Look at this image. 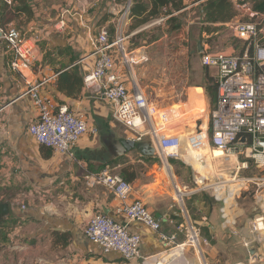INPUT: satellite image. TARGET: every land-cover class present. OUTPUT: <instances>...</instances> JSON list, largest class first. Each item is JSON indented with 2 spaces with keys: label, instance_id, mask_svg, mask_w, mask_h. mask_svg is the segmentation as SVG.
Listing matches in <instances>:
<instances>
[{
  "label": "crops",
  "instance_id": "crops-1",
  "mask_svg": "<svg viewBox=\"0 0 264 264\" xmlns=\"http://www.w3.org/2000/svg\"><path fill=\"white\" fill-rule=\"evenodd\" d=\"M203 1L185 0L186 6L174 14L191 18L197 13L196 7L201 4L199 18L203 20ZM27 2L30 13L22 11L8 23L19 28L33 46L27 75L12 68L11 61L15 54L8 48L4 37L0 38V202L8 205L7 215H3L5 218L0 222V264H128L156 258L164 248L159 233L140 222L128 225L130 231L138 232L143 237L141 257L132 261H126L116 252L103 253L101 246L90 241L85 234L88 222L98 213L108 214L123 222L127 220L124 215L117 213L121 202L111 190L102 184L91 186L87 181L88 172H96L105 167L121 174L123 167L131 165L127 173L133 177L130 180L133 191L127 201L143 199L149 209L161 219L162 231L165 233L176 232L180 215L174 208V199L168 185L157 184V172L145 175L140 172L136 160L132 159L133 151L126 153L119 163H109L118 157L117 150H113L108 141L109 139L111 142V134L116 139L128 138V135H122L115 129L116 120L110 104L101 98L98 85H87L84 77L94 67L96 60L91 38L102 28L112 27L114 20H117L114 24L116 30L123 32L128 47L129 39L134 34L151 33L157 23L153 21L130 33L129 25L132 20L125 18L122 12L125 4H118L115 0ZM9 4L19 6V2L14 0ZM118 13H121L119 18ZM145 47L149 46H140L131 51L145 53L142 51ZM202 47L203 51L199 52L200 60L203 53H215L205 43ZM117 59L118 71L127 81L129 89H133L135 82L146 94L137 73L139 66H133L129 70L120 62L119 57ZM205 68L207 75L203 76L199 71L200 75L198 73L199 77L197 76L204 80L202 83L187 82L184 86L187 101L159 109L160 113L166 115L165 121H174V109L182 111L181 105L186 106L184 113L191 114L187 120L204 117L208 105L206 84L208 78L215 81L217 74L215 67ZM63 72L68 73L62 77V85H59V76ZM186 77L188 80L190 76ZM75 78H82L83 84L80 86L75 83ZM28 80L40 82L41 94L51 98L56 105L65 104L70 110L85 116L90 131L77 142L70 153H59L41 145L30 134L29 125L37 119L38 111L33 97L27 93ZM195 88L202 89L205 101L204 104H199V112L193 115L192 110H196V107L191 106L190 95ZM165 91L161 93L164 95ZM166 93L174 96L178 92L171 89ZM208 127L205 119L198 125L199 129ZM93 129L97 133L92 132ZM193 129L196 127L191 128ZM140 156L142 157L141 153ZM141 161L142 158L137 160ZM201 167L205 168L201 165L199 169ZM177 196L183 203V195ZM23 205L25 209L22 208ZM222 217L224 221L236 222L235 217L231 216L229 219L228 212H223ZM54 231L67 233L68 242H63L68 237L67 234L55 237L52 235ZM218 233L216 227L215 236ZM182 248L179 246L171 254L163 256L160 264L171 261L173 257H180ZM215 256L213 252L210 253V258Z\"/></svg>",
  "mask_w": 264,
  "mask_h": 264
},
{
  "label": "built area",
  "instance_id": "built-area-1",
  "mask_svg": "<svg viewBox=\"0 0 264 264\" xmlns=\"http://www.w3.org/2000/svg\"><path fill=\"white\" fill-rule=\"evenodd\" d=\"M6 1L11 3V0ZM249 4L245 2L237 5L244 8ZM130 7L131 0L124 5L125 17H128ZM170 16L163 15L155 23H161ZM2 30L8 48L15 54L11 61L12 68L26 74L30 71L33 46L14 24L10 23ZM235 30L236 35L246 42L242 54L220 51L202 54L203 66L217 69V97L207 129L173 134L159 128L147 95L135 82L130 90L127 81L118 71L117 57L129 70L148 59L145 55H138L128 49L121 30H116L111 39L108 29L102 28L91 38L96 60L94 67L84 77L87 85H98L101 98L110 104L113 118L126 129L128 139L151 142L164 164L171 166L169 159L182 158L181 153L187 142H192L189 148L195 153L197 149H205L212 161L224 163L235 157L231 178L226 179L233 182L234 194L239 192L245 180L240 178L241 173L253 169L264 171V27L260 28L258 23L252 21H237ZM28 81L27 93L33 97L38 111L37 119L29 125L30 134L41 145L59 153H70L77 142L90 131L85 116L70 110L65 104L56 105L51 98L41 94L40 82ZM92 132L97 133V130L93 129ZM243 137L246 138L245 142L242 141ZM86 178L91 186L102 184L111 190L121 202L117 213L127 219L126 222L119 221L104 213H98L90 219L85 234L90 241L101 246L103 253H119L126 261L141 257L143 237L140 233L129 230L131 222H140L159 233L165 248L173 244L180 246L177 243V231L173 234L162 231L161 219L149 209L143 199L127 201L133 185L120 174L105 167L96 172H88ZM199 182L202 190L222 186L221 182L205 184L203 179H196V184ZM22 208L26 207L23 205ZM182 227L183 224L177 229L183 231ZM200 232L190 221L187 243L198 252L203 249V244L207 246L210 243ZM250 232L253 239L244 242L249 251V260L237 264H264V212L252 220Z\"/></svg>",
  "mask_w": 264,
  "mask_h": 264
},
{
  "label": "rangeland",
  "instance_id": "rangeland-1",
  "mask_svg": "<svg viewBox=\"0 0 264 264\" xmlns=\"http://www.w3.org/2000/svg\"><path fill=\"white\" fill-rule=\"evenodd\" d=\"M253 6L254 2L252 1L244 8L237 5L239 15L236 20L264 23V14L257 13ZM200 7L201 4L196 7L198 10L193 15L194 17L189 18L180 14L178 20L167 22L166 19L161 23H157L151 33H144L136 39H129V50H134L140 46H149L142 48L145 53L136 52L138 55H145L148 58L138 65L137 73L151 103V112L154 114V120L160 129L168 133L188 134L191 128L194 127L199 130L198 125L202 119H205L207 124L210 123L213 103L208 92L206 93L207 110L202 119L187 120L191 114L184 113L186 110L184 105H181L182 108L180 109L182 111L178 108L174 109V117L176 118L172 122L165 121L164 114L159 112V109H165L175 103L187 101V95L184 90L187 82L197 84L204 81L197 78L200 73L203 76L207 75V69L200 60L198 40H201V45L205 43L211 51L215 52L242 54L246 47L245 40L236 35L235 23L237 21L221 26L216 25L218 29L212 34L202 33L201 22L203 20L199 18V14L202 11ZM120 15L121 13H118L117 17L119 18ZM115 23H117V20H114L112 27L108 28L109 33L113 35L117 28L114 25ZM178 24H180L179 27L177 26ZM124 33L127 35L126 31ZM186 76H190L188 80ZM211 84H216V81L213 80ZM211 84L208 83L206 86L208 87ZM161 89L166 91L175 89L179 94L176 93L174 96H170L165 91L163 95L161 93L163 90ZM183 91L184 93H181ZM190 96L191 106L196 107V110H192V112L193 115H196L199 112L197 107L199 104H204L205 101L202 89H193ZM187 109L189 110V105H187ZM115 129L120 134L127 135L126 129L116 121ZM191 145L192 142L186 143L182 158L169 159L171 173L175 174L177 185L181 188L184 195L179 193L177 189L175 191L174 181L168 176L169 173L167 175L166 164H164L158 154L153 155L152 158L143 159L141 162H137L141 158L140 152L133 150L131 154L132 159L136 160V165L140 172H144V175L148 172H157L159 177L157 184L166 183L168 185L174 199V208L180 215L175 231H177L178 235L177 243L183 247L182 255L176 258L173 257L171 261L165 264H237L247 262L249 260V251L244 242L253 239L254 236L250 232L251 222L256 216L264 212V171L253 169L241 173L240 178L245 180H243L244 182L239 192L234 194L232 193L233 182L226 179L231 178V171L235 166V157L224 163L212 161L206 155L205 149H197L195 153L190 150L189 146ZM201 165L209 167L211 173L204 177H199V167ZM198 178L199 180L203 179L205 184L217 181L221 182L222 186L221 188L202 190L200 186L202 184L200 182L196 184V179ZM198 187H200V190H197ZM177 194L183 195V203L179 201L178 198L180 197ZM223 212L229 213V219L231 216V218L235 217L236 222L224 221ZM190 221L200 229L201 236L210 242L207 246L203 244V249L200 252L187 243V227ZM182 224L183 231H180L177 227ZM208 224L214 227L213 233H211ZM216 227L219 230L217 236H215ZM176 247L178 246L174 244L168 248L164 247L162 253L156 258L147 261H134L128 264H160L162 257L171 254ZM211 252L216 255L215 258H210Z\"/></svg>",
  "mask_w": 264,
  "mask_h": 264
},
{
  "label": "trees",
  "instance_id": "trees-1",
  "mask_svg": "<svg viewBox=\"0 0 264 264\" xmlns=\"http://www.w3.org/2000/svg\"><path fill=\"white\" fill-rule=\"evenodd\" d=\"M14 1L19 2L18 7L10 5L6 0H0V28L2 29H4L9 22L13 21L16 17H18V14L20 12L25 11L27 13H30V6L27 0ZM115 1L118 4H126L129 0ZM193 1L195 2L199 0ZM250 1L254 2L253 8L257 13L264 14V0H204L202 3L203 25L201 28V32L212 34L218 29V26L216 25L221 26L233 22L239 15L237 4H242L245 2L250 3ZM185 6V0H131V7L127 17L128 19L132 20L131 24L129 25V32L131 33L133 30L141 26L150 24L151 22L161 18L163 15H171L167 19V22L178 20L180 14L175 15L174 13L181 11ZM177 26L179 27L180 24H178ZM259 27H264V23H260ZM143 34L144 32H138L132 36V39H136L137 37H140ZM110 36L111 39L114 37L113 34H110ZM66 73L68 72H63L59 76V85H62V77ZM211 82H213V78H208V83L211 84ZM75 83H78L81 86L83 84V79L75 78ZM207 92L214 107L217 97V84L209 85L207 87ZM124 155L112 159V161H110L109 163H119L123 160ZM141 158L149 159L152 158V156L142 155ZM130 166L131 165L123 167L120 174L129 182L133 179V177L127 173L128 168H130ZM4 218L5 217L2 214V210L0 209V222H2ZM60 234L64 235L67 233H60L58 231L52 232V235L55 237L56 235L59 236ZM67 236L68 237L63 240V242L65 243L68 242L69 235L67 234Z\"/></svg>",
  "mask_w": 264,
  "mask_h": 264
},
{
  "label": "water",
  "instance_id": "water-1",
  "mask_svg": "<svg viewBox=\"0 0 264 264\" xmlns=\"http://www.w3.org/2000/svg\"><path fill=\"white\" fill-rule=\"evenodd\" d=\"M4 36L2 28H0V38ZM198 50L199 52L203 51V47L201 45V40H198ZM112 144L117 149V156L124 155L130 151L137 150L142 155L146 156H153L156 154V148L155 146L149 142V141H141V142H135L134 140L128 139V138H120L116 139L115 135L112 133L110 136ZM242 141L245 142L246 138H242ZM0 209L2 210L3 215H7L8 212V205L7 204H0ZM211 233L214 232V227L210 224H208ZM253 253V251H251Z\"/></svg>",
  "mask_w": 264,
  "mask_h": 264
},
{
  "label": "bare ground",
  "instance_id": "bare-ground-1",
  "mask_svg": "<svg viewBox=\"0 0 264 264\" xmlns=\"http://www.w3.org/2000/svg\"><path fill=\"white\" fill-rule=\"evenodd\" d=\"M181 155H182V153H181ZM185 156H186V154H185ZM192 161V160H191ZM233 162V161H232ZM166 172L167 173H169V176L171 177V179L174 181V185L176 186V189H177V191L179 192V193H181V194H184L183 192H182V190H181V188H179L178 187V185H177V180H176V177L174 176V174L173 173H171V169H170V167L168 166V164H166ZM199 174H198V176L199 177H204V176H206V175H208V174H210L211 173V169L209 168V167H207V166H205V168L204 167H201L200 169H199ZM179 247V246H178ZM177 248V247H176Z\"/></svg>",
  "mask_w": 264,
  "mask_h": 264
},
{
  "label": "flooded vegetation",
  "instance_id": "flooded-vegetation-1",
  "mask_svg": "<svg viewBox=\"0 0 264 264\" xmlns=\"http://www.w3.org/2000/svg\"><path fill=\"white\" fill-rule=\"evenodd\" d=\"M108 141H109V144H110L111 148L116 151L117 149L115 148V146L110 142L109 139H108Z\"/></svg>",
  "mask_w": 264,
  "mask_h": 264
}]
</instances>
